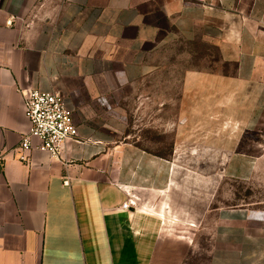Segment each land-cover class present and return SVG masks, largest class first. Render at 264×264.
I'll return each instance as SVG.
<instances>
[{"label":"crops","instance_id":"crops-1","mask_svg":"<svg viewBox=\"0 0 264 264\" xmlns=\"http://www.w3.org/2000/svg\"><path fill=\"white\" fill-rule=\"evenodd\" d=\"M31 91L74 112L58 157ZM217 159L264 189V0H0V264H264V202L186 165Z\"/></svg>","mask_w":264,"mask_h":264},{"label":"built area","instance_id":"built-area-1","mask_svg":"<svg viewBox=\"0 0 264 264\" xmlns=\"http://www.w3.org/2000/svg\"><path fill=\"white\" fill-rule=\"evenodd\" d=\"M25 114L30 126L21 141L24 152H45L58 157L68 143L79 140L74 112L69 108L66 97L60 93L29 92L25 97ZM19 161L30 164L27 155L20 156ZM137 203L138 199L129 195L123 209L136 207Z\"/></svg>","mask_w":264,"mask_h":264},{"label":"rangeland","instance_id":"rangeland-1","mask_svg":"<svg viewBox=\"0 0 264 264\" xmlns=\"http://www.w3.org/2000/svg\"><path fill=\"white\" fill-rule=\"evenodd\" d=\"M224 163V160L219 159L212 161H186L187 166L201 169V174L195 177L198 180L197 185H199L198 188L202 197L207 195V197L212 198L216 193L217 197L214 206L247 205L256 207L257 204L263 203L264 189L256 180L244 184L223 179L222 168ZM202 172L206 173V175Z\"/></svg>","mask_w":264,"mask_h":264}]
</instances>
